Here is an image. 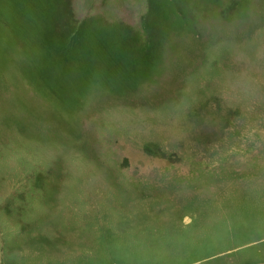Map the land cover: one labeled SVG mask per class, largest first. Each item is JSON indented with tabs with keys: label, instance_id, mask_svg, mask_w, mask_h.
I'll return each mask as SVG.
<instances>
[{
	"label": "rangeland",
	"instance_id": "1",
	"mask_svg": "<svg viewBox=\"0 0 264 264\" xmlns=\"http://www.w3.org/2000/svg\"><path fill=\"white\" fill-rule=\"evenodd\" d=\"M0 264H264V0H0Z\"/></svg>",
	"mask_w": 264,
	"mask_h": 264
}]
</instances>
